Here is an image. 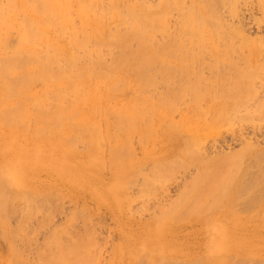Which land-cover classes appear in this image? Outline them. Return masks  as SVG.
Returning <instances> with one entry per match:
<instances>
[{
    "label": "rangeland",
    "instance_id": "374dc122",
    "mask_svg": "<svg viewBox=\"0 0 264 264\" xmlns=\"http://www.w3.org/2000/svg\"><path fill=\"white\" fill-rule=\"evenodd\" d=\"M59 1L66 3V0ZM68 1L71 3V9L64 7L63 10L67 11L54 12L56 17L57 14H63V17L66 14L77 16L79 4L89 0ZM144 1L160 7L157 12L161 22L156 32L159 48L155 53L149 54L156 55L158 59L152 65L151 71L156 77L153 86L148 88V93L167 111V117L175 122H178L180 117L188 118L198 113L203 114L207 122L217 112L221 114L224 111V114L228 115L226 117L232 116L230 124L226 117L218 122L210 121L215 125L212 129H202L195 151L205 163L204 166L213 171L207 174L210 179L213 174L223 176L225 172L242 177L243 184L233 195L235 203L230 205L238 210L239 216L232 220L235 223L229 224L244 232L243 236L250 245L252 240L256 241L258 237L259 241H262L264 204H258V201L264 199V186L257 185L255 181L264 182V169L261 168L264 166V0ZM75 5H78V10ZM204 5L206 23L203 22V11L200 10ZM211 8L219 14L210 16ZM49 10L52 11L51 7ZM76 19L78 16L74 20ZM191 26H200V31H193ZM13 32L15 31L9 32L11 42L16 38ZM217 33L222 34V37H217ZM241 75L252 78L239 80ZM198 84L199 91L195 90ZM219 84L222 89L218 88ZM208 86L211 90L216 89L211 91ZM204 87L205 90L202 89ZM206 90L208 95L207 92L203 93ZM195 91L203 96L200 95L198 99L199 94ZM220 92L221 95L218 94ZM234 93L238 96H233ZM213 94L219 95V98H228L220 100L215 95L214 100ZM194 96L197 98L195 104ZM237 98L243 102L238 104ZM230 99L233 100L229 101ZM233 101L237 105L234 106ZM225 104H230L226 105L227 109L224 108ZM243 104L248 105L247 111ZM237 106H242V109ZM217 107H220L219 110ZM248 108H251V112ZM253 108H256L255 112ZM214 109L217 110L213 113ZM233 115L236 118L238 115L242 116L244 121L239 117L234 119ZM153 120L152 115L146 119H137L140 123ZM164 131L162 126L158 127L155 133L131 132L127 141L128 149L111 151L106 141L101 143V149H96L103 160H107L109 154L113 153L115 158L121 156L136 161L139 171L134 176V181L119 184L115 192L111 190L110 181L118 182L120 179L112 178V167L109 166L110 171L108 162L105 161L108 165L103 163V167L102 160L99 165L100 155H95L97 160H89L91 163H86L85 158L88 156L83 152L87 148L86 144L71 139L73 150H76L73 151L76 157L71 158L73 165L84 164L83 168L85 166V170L78 168L81 171L78 176L80 180L74 175L78 185L81 183L82 187H76L75 181L76 186L72 185L71 177L62 179L51 174L46 165V171L38 169L34 180L28 181V188L31 187L32 192L43 193L15 195L17 188L9 190V200L13 205L7 211L4 223L14 234L0 238V264H188L187 255L198 254L204 240V229L199 219L209 213L213 217L220 214L222 205H225L222 200L224 186H211L210 182H203L202 178H198L196 164L176 163L174 166H164L163 171L167 176L156 184L152 195L141 193L139 188L143 185V176H150L157 170L160 158L174 155L160 141ZM39 137H44V132L39 134ZM176 138L186 142L196 136L190 130L180 128L176 131ZM254 147L258 148L260 153L247 154L246 151ZM255 155L262 156V160ZM81 160L84 161L83 164ZM199 166L201 168L202 165ZM86 167L91 171L86 173ZM90 173H93V176ZM83 179L85 183L89 180L86 184L90 185L82 182ZM108 183L110 185L106 186ZM216 189L219 201L214 199ZM197 191L205 194L199 203ZM258 209L262 214L256 216ZM162 222L166 223L169 231L166 233L165 242L169 248L176 251V257L179 258L177 261H151L148 251L141 248L142 243L149 240L154 232L158 234V225ZM249 236L255 238L248 239ZM13 251L17 261L11 263L9 257ZM72 252L77 254L73 255ZM241 257L232 256L231 263L242 264V261H238Z\"/></svg>",
    "mask_w": 264,
    "mask_h": 264
},
{
    "label": "bare ground",
    "instance_id": "6f19581e",
    "mask_svg": "<svg viewBox=\"0 0 264 264\" xmlns=\"http://www.w3.org/2000/svg\"><path fill=\"white\" fill-rule=\"evenodd\" d=\"M65 2L64 4V1L59 0H0V238L11 237L14 234L4 223L6 213L13 205L9 200V190L17 188L15 195H27L32 192L31 187L28 188V181L34 180L38 169L45 170L44 166L47 165L46 169H49L51 174L62 179L71 177L72 185L76 182V187L81 186V183L78 185L77 179L84 161L81 160L82 166L73 165L71 158L76 157L73 155V151L76 150H73L71 139L86 144L88 150L85 148L83 152L90 159L83 158L88 163L89 160L98 159L96 157L100 155L98 147L101 149V143L104 141L109 144L111 151L128 149L127 141L131 132L155 133L158 127L163 126L165 131L160 141L174 155L160 158L157 170L150 176H143V185L140 190L138 189L141 193L152 195L156 184L167 176L163 171L164 166L167 164L174 166L176 163L196 164L198 178H202L203 182H210L211 186H224L222 200L225 207L222 205L223 209L217 217L209 213L199 219L204 229V240L198 254L187 255L188 264H233L230 260L232 256H242L238 260L242 261V264H264V239L261 238L262 241H259L258 237L256 241L249 240L250 245L243 236L244 232H240L241 230L231 224L235 223L232 220L239 216L238 210L230 205L235 203L233 195L243 184L242 177L225 172L223 176L213 174L210 179L207 174L213 171L204 166L205 163L195 151L202 129H212L214 122L225 119L228 115L224 114V111L221 114L217 112L210 120H214L213 123L207 122L201 113L188 118L180 117L179 121L175 122L167 117V111L148 93V88L153 86L156 77L151 70L158 57L149 54L155 53L159 48L156 32L161 25L157 12L160 7L147 4L144 0L95 2L89 0L77 5L78 19L74 20L77 16L70 17L66 14L63 17V14H57L56 17L53 14L56 11L71 9V3L68 0ZM77 6L75 5V9ZM64 7L67 9L63 10ZM205 7L204 5L200 10L203 11ZM74 13L76 15V11ZM215 14L219 12L216 13L211 8L209 15L216 16ZM203 16V22L206 23L207 16L204 11ZM191 27L193 31H200V26ZM11 31H15L13 33L16 34L12 42L9 40ZM219 35L222 37V34ZM219 35L217 33L216 36L221 38ZM247 78L252 77L245 75L238 77L239 80ZM198 87L200 84L195 90L199 91ZM224 88L226 89V86ZM214 89L216 88H212ZM216 94H213L212 99L216 100L218 96V99L222 100L223 96L219 98L221 92L219 95ZM200 95L202 94L198 95V99ZM235 95L238 96L234 93L233 96ZM193 98L195 104L197 98L195 96ZM231 100L233 99L229 101ZM239 101L238 104L243 102L242 99ZM230 104H225L224 108ZM235 105L237 104L234 103ZM247 106L243 104L245 109ZM217 109H214L213 113ZM236 109L233 111L238 112ZM254 109L256 108H253V111ZM248 111L251 112V108ZM150 115L154 118L152 122L137 121L139 117L146 119ZM238 117L242 118L239 115ZM226 118L230 124L232 116ZM242 119L243 122L244 118ZM180 128L190 130L196 138L186 142L179 141L176 138V131ZM42 132L44 137H39ZM246 152L260 153L255 147ZM255 156L262 160V156ZM99 158L101 160L98 159V163L103 160L101 155ZM103 163L112 167V171L109 167L112 178L120 179L118 182L110 181L111 185L109 183L106 185H110L114 192L119 188V184L133 182L139 171L135 160L121 156L115 158L113 153L109 154L107 160H103L101 165L104 167ZM199 165H202L201 168ZM261 168L264 169V166ZM86 169L85 172L88 173L90 169L88 167ZM90 174L93 176V173ZM88 175L87 177L90 176ZM255 183L264 186L263 181L256 180ZM92 185L94 186V183ZM214 192V199L219 201L218 189ZM196 197L199 203L205 194L197 191ZM259 202L264 204V199L259 200L258 204ZM255 213L256 216L262 214L259 209ZM240 219L238 220L241 221ZM158 227V234L154 232L147 241L143 237L145 242L141 248L148 251L151 261L157 263L165 259L177 261L179 258L176 257V251L169 248L165 242L166 233L169 232L166 223L162 222ZM253 238L249 236L248 239ZM14 254L15 251L11 252L9 257L11 263L17 261ZM71 254L76 255L77 252Z\"/></svg>",
    "mask_w": 264,
    "mask_h": 264
}]
</instances>
